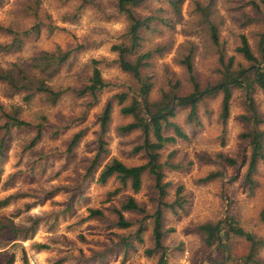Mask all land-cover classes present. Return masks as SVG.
I'll return each mask as SVG.
<instances>
[{"label":"rangeland","instance_id":"374dc122","mask_svg":"<svg viewBox=\"0 0 264 264\" xmlns=\"http://www.w3.org/2000/svg\"><path fill=\"white\" fill-rule=\"evenodd\" d=\"M250 1L214 0L212 19L225 54L234 56V66L250 65L235 50L241 34L259 57L263 9L252 6ZM27 2L3 0L0 23L21 29L30 27L34 18L25 11ZM40 5L43 20L40 35L25 38L18 49L0 51V69L21 63L27 64L24 66L30 71L34 56L43 51H69V56L58 64L56 60L50 63L55 71L49 82L62 91L54 104L38 93L25 98L28 91L13 89L0 80L2 108L8 111L12 106L19 107L21 118L32 123L11 128L7 134L0 130V139L4 138L0 157V222L4 223L0 227V264H256L255 260L264 263V221L260 218L264 205V167L258 163L254 184L246 181L251 144L242 137L253 127L245 115L256 114L263 120L258 126L264 129L261 88L254 85L250 94L252 110L245 91L233 88L225 124L220 118V93L198 101L197 119L193 122L187 119L188 106L175 107L172 120L188 138L177 139L162 149V162L178 164L176 169L163 167V181H170L163 200H173L175 188L182 185L189 205L178 213L163 209L162 228L166 234L162 243L166 255L161 262V251L145 254L153 246L151 214L158 201L152 176L149 173L142 176L137 192L128 186L120 188L114 177L104 184L96 181L101 165L112 157L127 165L146 161L143 152L133 151L143 141L140 130L127 133L119 130L133 118L120 113L121 105L115 96L125 93L123 104L133 96L140 100L144 97L140 81L120 68L118 52L112 49L113 45L126 41V16L118 10V0H40ZM160 7L164 8L161 12L164 18H172L166 1L148 0L134 7L133 12L145 15ZM172 21L173 27L160 24L155 31H142L141 46L135 54L128 55L133 59L156 45L166 46L160 55L152 57L149 66L141 68V74L149 76L152 83L148 101L161 98L175 82L177 96L192 90L187 70L179 63L189 51L193 53L195 75L201 87L220 78L216 47L191 0L182 3L180 16ZM10 39L11 35L0 29V43ZM92 59L99 60L97 66L107 83L94 95L81 93L91 74ZM109 100L112 114L104 137L107 152L91 177L86 170L97 148L99 115ZM4 120L0 110V123ZM38 124L41 136L32 144ZM77 132L80 137L68 150ZM166 133L172 134V130ZM210 171H219L221 175L199 181ZM128 196L142 205L145 212L125 211L131 225L119 228L114 210ZM89 208L99 209L102 214L90 216ZM224 217L234 218L254 235L256 243L252 245L243 237L230 236L222 238L226 248L218 242L207 245L198 225ZM139 226L143 227L142 242L134 237ZM126 240L132 242L131 247L127 248Z\"/></svg>","mask_w":264,"mask_h":264},{"label":"trees","instance_id":"16d2710c","mask_svg":"<svg viewBox=\"0 0 264 264\" xmlns=\"http://www.w3.org/2000/svg\"><path fill=\"white\" fill-rule=\"evenodd\" d=\"M3 0H0L2 3ZM148 0H118V10L122 12L128 21L126 28V41H122L119 44L112 46V49L118 52L117 62L121 69L130 72L140 81L141 94L144 95L143 100L137 97H131L127 104H123L126 99V94H117L118 104H120V113L122 115H130L133 119L121 125L119 130L122 133H127L135 129H139L143 136L141 144L133 148L134 152H143L146 156V161L141 164L127 165L116 157H112L110 160L101 165L103 155L107 152L106 136L109 122L112 114V102L109 100L106 102L102 112L99 115L100 130L96 140L97 148L93 155V158L87 167V175L93 177L96 169L101 165L98 172L96 181L100 184L106 183L110 177L117 178L121 187H129L134 192H137L141 188L142 176L145 173H149L154 182V188L158 194L157 206L154 212L151 214L153 219L152 238L153 246L145 250V254L151 255L154 252L161 251L160 261L166 255L165 247L162 243V239L166 234V231L162 228L163 223V209L167 208L173 213H178V210L184 211L188 204L186 194L183 192L182 185H178L174 191L173 200L166 202L163 197L167 195V187L170 185V181H163L164 173L163 167L165 165L172 169H176L178 164H172L168 161H161L162 149L167 144L175 143L177 139L186 140L187 134L182 130L172 118L175 115L176 106H188L189 112L187 119L190 122L196 121L197 103L205 96L214 95L220 93L221 98V110L220 118L223 124L229 116L230 101L232 98L233 88H241L245 91V95L248 98V104L251 108L250 94L254 89V85L261 88L264 93V28L259 34L258 48L259 57H257L244 34L240 35L239 44L236 46V52L240 53L242 57L249 62V66L244 67L240 63L235 65L234 56H227L223 48V42L219 38V31L216 22L212 19L214 0H191L192 6H194L195 12L199 15V20L208 29L211 41L216 47L218 71L220 73L219 80L211 85L201 87L196 79L195 70L193 66V53L189 51L182 58L179 63L184 65L187 70L192 90L181 96H177L174 89L177 87V82L171 84L169 91H164L161 98L153 101L147 100V95L151 89L152 83L149 81V76H143L141 74V68L149 66L150 60L155 54H161L165 45H156L155 47L137 54L133 59L128 58V55L135 54L137 49L141 46L142 31H155L160 24L174 26L172 18L180 16L181 5L185 0H159L166 1L168 8L171 11L172 18L163 17L162 13L164 8H156L154 12L137 15L133 12V8L146 3ZM250 4L256 8L262 7L263 9V22H264V0H252ZM25 11L29 12L33 16L34 22L30 27L21 29L15 27L12 24L0 23V29L6 31L11 35L10 41L6 43H0V51H9L12 49H18L21 47L25 38L32 36H39L43 26V20L40 16L41 5L40 0H28L26 3ZM52 32V29H49ZM69 56L67 52H54L43 51L37 56H34V63L30 66V71H27V64L14 63L11 68L6 70L0 69V80L6 81L13 89H23L28 91L25 98H30L33 94L43 95L50 103H56L62 91L53 87L49 79L51 78L55 70L50 68L52 61H57L56 64L65 61ZM39 61V63L37 62ZM99 60L92 59L91 74L88 79V83L82 88L81 93L89 92L94 95L98 90L104 88L107 83L102 77L101 70L97 66ZM35 63L38 65L34 66ZM261 64V65H260ZM25 65V66H24ZM31 67H35L31 70ZM149 78V79H148ZM171 82V81H170ZM173 104V106H172ZM0 110L4 117V121L0 123V130H4L7 134L11 128H20L23 126H30L32 123L21 118L19 114V107L12 106L10 110L6 111L0 104ZM251 113V112H250ZM244 118L253 124L252 129L242 134L243 138L249 140L251 144V154L248 164L246 181L251 184L255 183L253 174L257 170L258 163L261 162L264 167V129H261L258 125L263 120L256 114L245 115ZM168 129L172 130V134H167ZM41 136V124L37 125V131L35 137L31 143H35ZM80 137V132H77L69 143L68 150H70ZM4 138L0 139V157L3 153ZM172 153H170L171 155ZM219 171H210L204 177H201L199 181L205 182L220 176ZM250 184V185H251ZM125 211H137L145 212V209L140 205L132 196H128L118 208H115L116 214L115 224L119 228H127L131 225V222L124 216ZM102 212L99 209L89 208L90 216H100ZM260 218L264 221V205L260 211ZM4 225L0 222V227ZM198 230L204 235V240L207 245L217 243L222 244L223 247H227L226 242H222V238H228L230 236L243 237L250 241L254 245L255 238L251 232L246 231L241 227L237 221L232 217H224L217 221H206L198 225ZM143 227L139 226L135 231L134 237L136 241L142 242L141 233ZM127 248L132 246V242L126 240ZM45 247V246H44ZM256 264H264L259 260L254 261Z\"/></svg>","mask_w":264,"mask_h":264}]
</instances>
